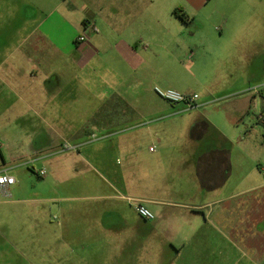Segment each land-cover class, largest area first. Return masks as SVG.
<instances>
[{
  "label": "crops",
  "instance_id": "0c3cea01",
  "mask_svg": "<svg viewBox=\"0 0 264 264\" xmlns=\"http://www.w3.org/2000/svg\"><path fill=\"white\" fill-rule=\"evenodd\" d=\"M29 2L33 27L13 56L0 58V92L18 119L19 102L29 106L34 133L72 125L69 107L83 112L86 119L70 128L77 145L51 156L65 158L78 177L92 169V198L106 214L95 232L106 230L114 241L132 230L136 237L123 241L135 246L159 232L160 257L171 255L172 264H264V183L243 186L256 175L245 169V157L258 150L249 134L264 137V89H253L264 85V0ZM82 35L87 41H78ZM159 77L199 94L200 107L160 97L159 110ZM117 96L134 117L91 123ZM146 117L155 124L133 125ZM82 133L102 141L91 147ZM5 159L2 153L0 172L14 176ZM16 194V185L0 188V195ZM135 202L155 219L141 218Z\"/></svg>",
  "mask_w": 264,
  "mask_h": 264
},
{
  "label": "rangeland",
  "instance_id": "374dc122",
  "mask_svg": "<svg viewBox=\"0 0 264 264\" xmlns=\"http://www.w3.org/2000/svg\"><path fill=\"white\" fill-rule=\"evenodd\" d=\"M29 1L0 0V58L13 56L16 47L28 37L33 27L29 21L32 22L30 19L35 13ZM246 19L250 21L251 16ZM19 56L22 57L21 54ZM167 84V80L159 77L158 88H169ZM143 91L151 98V92ZM3 92H0V167H3V153L6 167L17 180V194L12 197L0 195V264H172L171 255L160 257L159 232L144 236L147 237L146 243L139 246L124 242L136 237L132 230L114 241L106 230L95 232L97 219L106 214L102 211L104 205L92 198L95 180L92 169L89 167L82 177H78L81 174L77 176L68 170L65 158L58 153L51 156L58 148L62 151L77 145L78 141L70 136L73 135L70 128L76 121L86 119L83 112L69 107L66 119L73 121L72 125L62 127V132L46 130L34 133L29 126V122L34 120L29 106L19 102L18 111L24 116L18 119L11 110L6 111L8 107L3 102L6 92ZM11 98L16 104V97ZM156 100L159 110L164 109L165 105L159 101L161 98ZM72 111L77 112V116ZM9 120L13 125L7 126ZM155 120L140 118L134 120L133 125L147 126L155 124ZM63 135L68 136L66 141ZM81 135L85 136L82 141H95L92 135ZM97 135L101 136V133ZM249 136L257 143L258 150L253 156L245 157L246 172L254 167L256 173L252 181L244 180L245 190L264 183V174L260 170L264 167V137L262 131ZM43 141L47 142L38 148ZM92 141L91 147L102 140ZM144 150V153L149 151V146ZM119 159L118 164H122L124 158ZM44 169L46 175L39 177L38 173ZM128 211L129 222L136 224L132 207L129 206ZM174 263L188 264L182 260Z\"/></svg>",
  "mask_w": 264,
  "mask_h": 264
},
{
  "label": "built area",
  "instance_id": "2783aa9c",
  "mask_svg": "<svg viewBox=\"0 0 264 264\" xmlns=\"http://www.w3.org/2000/svg\"><path fill=\"white\" fill-rule=\"evenodd\" d=\"M93 29V26H92ZM79 42L87 41L86 36L82 35L78 38ZM255 91L264 89V85L262 88L260 86L253 88ZM155 92L159 97L162 99L174 104V105H185L188 109H195L200 107V95L197 93H183L179 90L168 88V89H161L155 88ZM93 139H97L96 136H93ZM264 172V168H261ZM39 177H44L46 175V171L42 170L38 173ZM17 180L15 176L9 175L6 172H0V188L3 190H7L12 186H15ZM135 207L138 215L146 220L153 221L155 219V214L145 205L135 202Z\"/></svg>",
  "mask_w": 264,
  "mask_h": 264
},
{
  "label": "trees",
  "instance_id": "16d2710c",
  "mask_svg": "<svg viewBox=\"0 0 264 264\" xmlns=\"http://www.w3.org/2000/svg\"><path fill=\"white\" fill-rule=\"evenodd\" d=\"M174 12L180 17H183L180 14V9H175ZM128 116L131 118L134 117V110L121 97L117 96L103 105L98 114L93 117L91 123L95 125H106L116 121L115 124L119 125L124 117L131 119Z\"/></svg>",
  "mask_w": 264,
  "mask_h": 264
}]
</instances>
